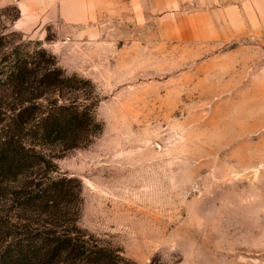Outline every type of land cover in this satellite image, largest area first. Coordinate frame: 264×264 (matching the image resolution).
I'll use <instances>...</instances> for the list:
<instances>
[{"label": "rangeland", "instance_id": "1", "mask_svg": "<svg viewBox=\"0 0 264 264\" xmlns=\"http://www.w3.org/2000/svg\"><path fill=\"white\" fill-rule=\"evenodd\" d=\"M60 5L0 0L19 14L5 35L88 81L60 100L87 106L101 127L53 161L51 177L68 181L62 229L124 264H264V34L176 41L125 13L70 23ZM2 188L0 218L12 223L15 183Z\"/></svg>", "mask_w": 264, "mask_h": 264}, {"label": "trees", "instance_id": "2", "mask_svg": "<svg viewBox=\"0 0 264 264\" xmlns=\"http://www.w3.org/2000/svg\"><path fill=\"white\" fill-rule=\"evenodd\" d=\"M18 16L15 8L0 9V195L6 191L2 185L15 183L10 194L18 215L12 223L0 218V264H124L115 250L62 229L68 181L51 177L53 161L85 147L101 127L87 106L60 100L88 81L67 75L39 45L24 50L20 35L2 32ZM11 35L17 43L7 42ZM48 97L56 99L48 104ZM40 171L42 176L32 175ZM27 216L46 223L35 228L25 223Z\"/></svg>", "mask_w": 264, "mask_h": 264}, {"label": "crops", "instance_id": "3", "mask_svg": "<svg viewBox=\"0 0 264 264\" xmlns=\"http://www.w3.org/2000/svg\"><path fill=\"white\" fill-rule=\"evenodd\" d=\"M67 4L61 0L59 14L70 23L125 13L138 24L160 27L176 41L217 43L264 34V0H77L74 11Z\"/></svg>", "mask_w": 264, "mask_h": 264}]
</instances>
